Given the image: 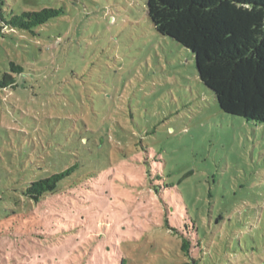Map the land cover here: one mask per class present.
Segmentation results:
<instances>
[{"label": "rangeland", "instance_id": "rangeland-1", "mask_svg": "<svg viewBox=\"0 0 264 264\" xmlns=\"http://www.w3.org/2000/svg\"><path fill=\"white\" fill-rule=\"evenodd\" d=\"M147 1L0 0V26L62 9L34 33L0 36V68L25 69L0 91V183L78 165L39 205L2 202L0 264H184L149 172L173 186L169 224L198 223L202 264H264V123L220 108Z\"/></svg>", "mask_w": 264, "mask_h": 264}, {"label": "trees", "instance_id": "trees-1", "mask_svg": "<svg viewBox=\"0 0 264 264\" xmlns=\"http://www.w3.org/2000/svg\"><path fill=\"white\" fill-rule=\"evenodd\" d=\"M147 7L157 32L193 53L200 80L215 93L225 113L264 123V0H148ZM61 13L62 9L46 7L12 15L0 26V36L6 35L8 28L34 33L36 28ZM24 72V66L15 61H10L5 69L0 68V91L16 88L19 85L17 76ZM77 168L78 165H73L18 188L0 183V187L7 190L6 193L4 189L0 191V206L8 200L21 206L22 199L39 205L48 197L64 192L68 185L62 183ZM147 175L149 185H153L165 207L166 226L171 227L181 240V252L186 258L184 264H202L198 223L185 213L179 215L178 227L171 226L168 215L171 208L167 207L165 196L173 186L164 181L162 173L155 177L151 172ZM156 180L163 182L154 185ZM73 184L79 186L76 182ZM74 185L70 184L71 187ZM2 210L6 217L18 212L17 208L11 207ZM95 243L91 241V244ZM93 245L82 244L81 253Z\"/></svg>", "mask_w": 264, "mask_h": 264}]
</instances>
